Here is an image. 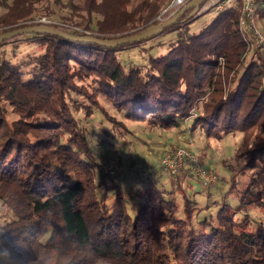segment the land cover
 I'll return each mask as SVG.
<instances>
[{"label": "trees", "instance_id": "16d2710c", "mask_svg": "<svg viewBox=\"0 0 264 264\" xmlns=\"http://www.w3.org/2000/svg\"><path fill=\"white\" fill-rule=\"evenodd\" d=\"M170 1L0 0V33L57 29L36 22L45 16L88 33L79 36H130L182 9L158 19ZM240 9L234 0L194 32L202 13L190 7L160 34L117 48L41 34L0 42V264H264V219L250 215L264 211V59L244 56ZM255 17L263 29L264 0H256ZM167 33L175 39L165 54L146 65L120 63L118 50ZM23 36L42 53L12 63L2 48ZM128 123L198 138L201 157L239 134L234 156L223 161L228 179L213 171L216 186L198 192L207 201L194 215L197 203L186 193L191 179L200 181L191 161L175 175L161 165L127 179L103 173L101 158L123 153L135 136ZM213 189L221 200L215 220L193 223ZM231 193L234 205L225 201Z\"/></svg>", "mask_w": 264, "mask_h": 264}, {"label": "rangeland", "instance_id": "374dc122", "mask_svg": "<svg viewBox=\"0 0 264 264\" xmlns=\"http://www.w3.org/2000/svg\"><path fill=\"white\" fill-rule=\"evenodd\" d=\"M167 0H165L166 2ZM162 12V11H161ZM217 13L216 8H212L204 13H200L201 16H199L191 25L192 31H198L201 29L204 25L209 23L212 18ZM59 14H65L64 12ZM161 14V13H160ZM159 14V16H160ZM39 15V13H34L33 16ZM54 19H58L57 16H53ZM164 18V17H162ZM257 24V22H256ZM258 26V25H257ZM261 27V26H260ZM259 28V27H258ZM261 29V28H259ZM264 31V28L261 29ZM30 36V35H28ZM175 39V33H167V34H161L156 39L145 42L140 45H136L131 48H125L122 50H118L116 52V55L120 61V63L124 67L129 66H140V65H146L147 60L149 56H160L166 53L167 51V45L172 42ZM158 43L165 44L164 46L158 47ZM2 50L5 51V58L8 59L12 63H20L23 60H28L33 58L36 55H39L42 53V49H40V46L34 43H31L29 41H26L25 37H21L19 40L12 41L10 44L4 46ZM27 69L25 68L24 71ZM24 80L29 79V75H24ZM8 118L12 120L14 118L13 114L8 115ZM128 125L131 126L134 130V137L127 136L128 145L125 147H121L118 151L123 152L119 154H107V157L101 158L100 161H104L106 159H116L117 163V170L116 174H125L129 175L130 173H144L145 171H153L160 168V162L162 159L161 157L156 153L152 154V149H158L161 154H164L165 152H171L175 148L182 147V141L183 139L186 140L185 148H188L189 150H192L195 152V156L200 160L202 163L208 165L212 171H215L220 178L228 179V172L223 166L224 160H230L234 156L235 153V147L239 143L241 136L239 134L232 135L229 134L227 136H224L220 141L217 142V144L211 146L209 148L203 157H201V154L199 153V140L188 138L185 134H179L175 135L173 133H161L156 130L149 129L146 126L143 125H135L134 123H128ZM107 127V126H106ZM108 129V127L106 128ZM114 140V139H113ZM112 140V141H113ZM114 142V141H113ZM114 145V143H113ZM151 149V152L149 150ZM143 156H141V155ZM154 163L157 164L154 166H150L148 163ZM151 169V170H150ZM153 169V170H152ZM122 176V175H121ZM151 178H155L156 175H149ZM127 179V176H125ZM168 177V175L164 172L162 176L160 177V181L164 182V188L167 190L170 188L169 180H165ZM189 183L193 186L192 190L187 191L186 196L191 198L192 200H195L197 205H195L196 209H194V215L197 212V209L200 207H203L206 204L207 196L203 193H198L199 191H203L209 186L202 185L196 180L191 179ZM216 185H212L211 187L214 188ZM244 186V178H240V185L239 187ZM224 192L228 190V186L224 185ZM196 192V194H194ZM212 203H210L208 209H203L199 212L197 216H195L193 223L202 221L204 218L210 219L212 217L213 220H215V214L217 212V209L219 208V204L221 202L220 200V194L218 189L212 190ZM181 196V195H180ZM177 197L178 201H180V204L182 203V197ZM235 195L234 193H231L229 195L225 196V201L231 205L235 204ZM251 217L254 219L260 220L264 219V211L262 210H255L254 212H251ZM1 216V214H0ZM180 216V213H179ZM240 217V216H239ZM2 222V218H0V223Z\"/></svg>", "mask_w": 264, "mask_h": 264}, {"label": "built area", "instance_id": "2783aa9c", "mask_svg": "<svg viewBox=\"0 0 264 264\" xmlns=\"http://www.w3.org/2000/svg\"><path fill=\"white\" fill-rule=\"evenodd\" d=\"M192 0H171L163 9L158 19L169 18L180 7L185 6ZM234 0H206L199 8L198 14L204 13L212 8L217 11L222 10ZM241 9L239 17V31L246 43L245 55L257 51L264 59V31L259 29L256 24L255 3L256 0H240ZM39 24H54L57 29L72 35L88 34L81 28L54 21L50 17L40 16L36 19ZM185 161H191L192 172L202 185L212 186L217 183V177L211 170L201 169L198 159L185 147L175 148L172 152H166L161 159V166L171 175L179 173ZM100 170L107 175H114L117 170L116 159H106L99 164Z\"/></svg>", "mask_w": 264, "mask_h": 264}, {"label": "water", "instance_id": "95a60500", "mask_svg": "<svg viewBox=\"0 0 264 264\" xmlns=\"http://www.w3.org/2000/svg\"><path fill=\"white\" fill-rule=\"evenodd\" d=\"M206 0H192L190 3L186 4L182 7V9L176 13L172 18L162 22L161 24L148 29L146 31L133 34L130 36H122L114 39H98L92 36H79V35H72L58 29H53L47 26H30V27H23L17 28L10 31H6L0 33V42L12 39L16 36L24 35V34H41V35H50L55 36L65 41L77 42V43H84V44H95L97 46L103 48H117L127 45H132L134 43H140L142 41L148 40L151 37H154L165 29L170 27L171 25L175 24L180 16L190 7H193V13H198L199 8Z\"/></svg>", "mask_w": 264, "mask_h": 264}, {"label": "crops", "instance_id": "0c3cea01", "mask_svg": "<svg viewBox=\"0 0 264 264\" xmlns=\"http://www.w3.org/2000/svg\"><path fill=\"white\" fill-rule=\"evenodd\" d=\"M180 142H182V145H185V143H186V140H182V141H180ZM153 151L151 152V149L149 150V152H151L152 154L154 153V154H156L157 152V154L161 157V155H163V154H161L159 151H157L158 149H152ZM141 155V154H140ZM141 156H143V155H141ZM155 163V162H154ZM154 163H148L150 166H154V165H156L157 166V164H154ZM155 167V166H154ZM151 170V169H150ZM153 170V169H152ZM149 171V170H148ZM123 176L124 178H125V174H120V176Z\"/></svg>", "mask_w": 264, "mask_h": 264}]
</instances>
